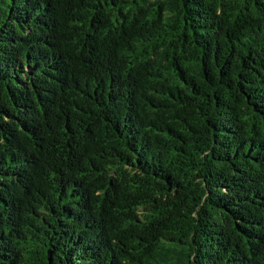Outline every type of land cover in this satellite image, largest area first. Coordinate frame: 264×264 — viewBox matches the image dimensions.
I'll use <instances>...</instances> for the list:
<instances>
[{
	"label": "trees",
	"instance_id": "1",
	"mask_svg": "<svg viewBox=\"0 0 264 264\" xmlns=\"http://www.w3.org/2000/svg\"><path fill=\"white\" fill-rule=\"evenodd\" d=\"M0 264H264V0H0Z\"/></svg>",
	"mask_w": 264,
	"mask_h": 264
}]
</instances>
